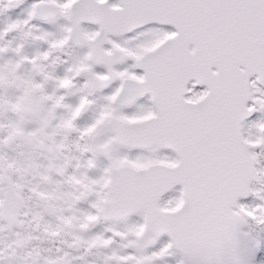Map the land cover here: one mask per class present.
Returning a JSON list of instances; mask_svg holds the SVG:
<instances>
[{
  "label": "snow or ice",
  "instance_id": "obj_1",
  "mask_svg": "<svg viewBox=\"0 0 264 264\" xmlns=\"http://www.w3.org/2000/svg\"><path fill=\"white\" fill-rule=\"evenodd\" d=\"M0 264H264V0H0Z\"/></svg>",
  "mask_w": 264,
  "mask_h": 264
}]
</instances>
